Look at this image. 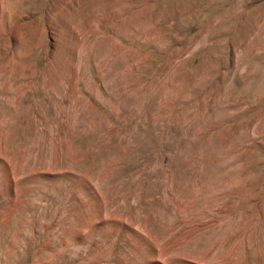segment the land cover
<instances>
[{"label": "rangeland", "instance_id": "374dc122", "mask_svg": "<svg viewBox=\"0 0 264 264\" xmlns=\"http://www.w3.org/2000/svg\"><path fill=\"white\" fill-rule=\"evenodd\" d=\"M0 264H264V0H0Z\"/></svg>", "mask_w": 264, "mask_h": 264}]
</instances>
